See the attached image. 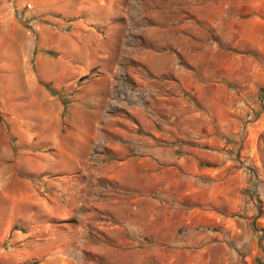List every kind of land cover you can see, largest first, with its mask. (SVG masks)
<instances>
[{"label":"rangeland","instance_id":"obj_1","mask_svg":"<svg viewBox=\"0 0 264 264\" xmlns=\"http://www.w3.org/2000/svg\"><path fill=\"white\" fill-rule=\"evenodd\" d=\"M92 1L97 7L107 3L115 18L89 17V4L82 6L86 12L66 17L39 13L32 0H0V143L15 140L16 125H48L56 111L64 132L65 112L79 103L80 91L87 92L91 108L98 91L114 92L107 98L109 117L91 111L87 168L73 172L72 186L58 193L74 202L68 264H164L170 242L184 231L183 211L194 204L233 218L264 248V47L235 37L238 26L226 16V0ZM80 20L94 23L77 31L71 24ZM63 39L71 49L59 47ZM81 48L95 62L78 73ZM40 56L50 62L48 69H37ZM41 70L63 73L45 80ZM39 104L42 113L35 111ZM125 104L137 106L144 121L133 115L121 140L116 126H104ZM128 133L140 148L163 151L154 178L99 174L111 162L110 137L128 142ZM44 186L42 197L49 192ZM146 203L155 211L149 236L133 229L146 224ZM209 229L220 230H194ZM254 260L261 264L264 253Z\"/></svg>","mask_w":264,"mask_h":264},{"label":"crops","instance_id":"obj_2","mask_svg":"<svg viewBox=\"0 0 264 264\" xmlns=\"http://www.w3.org/2000/svg\"><path fill=\"white\" fill-rule=\"evenodd\" d=\"M32 1L35 10L39 13L43 11L47 15H80L88 10L82 6L89 4L92 9L87 15L91 18L102 17L109 23L116 16L114 9L105 2L97 7L92 0ZM4 5L9 6V3L6 1ZM225 11L226 16L235 17L238 26L235 37L242 35L243 42L251 41L253 47H264V0H226ZM90 22L94 23L74 21L71 26L84 32L86 28H90ZM110 28L108 25L107 29ZM47 44L45 41L43 48H46ZM58 45L65 48L71 46L69 42H64V39L60 40ZM76 51L79 55L75 62L81 66L74 70L82 73L95 60L90 58L89 52L84 54L82 48ZM49 63L40 56L37 69L41 66L48 69ZM43 71L38 72L39 77ZM63 72L53 75L45 72L41 78L48 80L49 76L58 77ZM78 94L79 103L69 106L65 112L64 132L58 130V106L55 105L56 112L48 125L42 126L40 122L35 121L30 123V126L16 125L14 130L17 135L12 137L15 140L11 143L8 138L0 143V264H68L70 260L75 240L72 226L74 202L69 195L63 200L58 193L67 191L72 186L69 180L73 172L78 171L79 167L87 168L83 152L90 144L91 111L94 117H109L106 112L107 98L114 92L98 91L99 97L92 103V108L88 104L87 92L80 91ZM80 96L84 98L81 99ZM42 105H35V111L39 109L42 113ZM76 108L81 110L80 114ZM62 109L60 105V112ZM138 109L133 104H125L120 108V116L113 118L104 129L109 131V125L116 126L114 130L120 131L116 134L122 140V136L127 135L126 128H132L133 115L140 122L144 121L143 114ZM17 110L26 111V105H18ZM138 120L136 122H139ZM128 137V142L110 137L106 163L111 161L113 164L110 162L108 167H99V174L115 178L124 174H143L152 178L157 176L159 173L155 171L154 163L164 160L163 151L150 144L140 148L136 143V135L128 133ZM43 145L48 146L44 148ZM43 172H46L44 176ZM44 185L49 192L42 197L39 191ZM202 207L203 204H194L188 209L185 208L180 224L184 231L175 242H170V258L164 264H253L254 259L264 253V248L258 246L257 234L251 233L250 230H241L233 218L221 215L209 206H204V209ZM146 208L149 215L146 224L133 225L138 235L149 236L153 233V221L150 222V218L155 216L154 205L148 206L146 203ZM200 225L217 226L220 230L195 231Z\"/></svg>","mask_w":264,"mask_h":264},{"label":"built area","instance_id":"obj_3","mask_svg":"<svg viewBox=\"0 0 264 264\" xmlns=\"http://www.w3.org/2000/svg\"><path fill=\"white\" fill-rule=\"evenodd\" d=\"M261 264H264V261H262V263Z\"/></svg>","mask_w":264,"mask_h":264}]
</instances>
